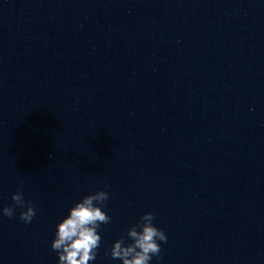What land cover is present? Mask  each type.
Returning a JSON list of instances; mask_svg holds the SVG:
<instances>
[{
	"label": "water",
	"instance_id": "1",
	"mask_svg": "<svg viewBox=\"0 0 264 264\" xmlns=\"http://www.w3.org/2000/svg\"><path fill=\"white\" fill-rule=\"evenodd\" d=\"M98 190L90 264L146 212L149 264H264V0H0V264H58Z\"/></svg>",
	"mask_w": 264,
	"mask_h": 264
},
{
	"label": "clouds",
	"instance_id": "2",
	"mask_svg": "<svg viewBox=\"0 0 264 264\" xmlns=\"http://www.w3.org/2000/svg\"><path fill=\"white\" fill-rule=\"evenodd\" d=\"M11 199L16 207L22 209L19 219L30 223L36 209L30 202H25L22 188H18ZM108 199L107 191L98 190L85 195L69 208L68 214L56 225L55 237L51 242L52 250L58 255V264H90L96 260L101 243L100 226L111 222V217L102 210ZM0 213L12 218L15 208L5 206ZM154 219L152 212L141 215L136 224L127 229L131 242L125 244L121 237L114 241L105 255L119 259L122 264H149L154 256L160 257L161 243L167 242V236L154 225Z\"/></svg>",
	"mask_w": 264,
	"mask_h": 264
}]
</instances>
